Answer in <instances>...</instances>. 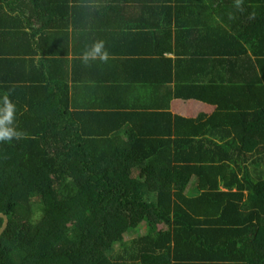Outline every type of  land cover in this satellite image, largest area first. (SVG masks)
Returning a JSON list of instances; mask_svg holds the SVG:
<instances>
[{
    "label": "trees",
    "instance_id": "1",
    "mask_svg": "<svg viewBox=\"0 0 264 264\" xmlns=\"http://www.w3.org/2000/svg\"><path fill=\"white\" fill-rule=\"evenodd\" d=\"M198 7L227 15L205 25L208 39L228 69L255 75L240 77L237 91L224 85L230 103L197 88L191 100L214 115L152 114L144 130L136 115L125 131L106 129L105 117L73 113L57 85L16 79L14 65L32 76L28 61L0 51V72L10 74L0 79V137H11L0 139V264H264V0H179ZM12 40L0 32V42ZM157 122L167 132L152 130Z\"/></svg>",
    "mask_w": 264,
    "mask_h": 264
},
{
    "label": "crops",
    "instance_id": "2",
    "mask_svg": "<svg viewBox=\"0 0 264 264\" xmlns=\"http://www.w3.org/2000/svg\"><path fill=\"white\" fill-rule=\"evenodd\" d=\"M165 2L166 9L162 0H0V13L4 10L8 19L1 21L0 32L17 38L1 41L0 51L10 52L6 59L28 61L32 76H23L14 65L16 79L43 84L48 80L63 92V104L73 113L89 119L105 117L106 129L122 125L125 131L136 124L128 121L136 115L145 118L136 124L143 130L152 114L214 115L215 107L191 100L200 94L197 88L207 87L200 94L205 99L230 103L223 100L224 85L232 81L237 91L240 77L251 80L255 75L243 65L228 69L229 64L222 62L225 56L208 39L205 25L210 27L226 14L199 7L195 12L180 9L179 0ZM179 26H188L190 32ZM19 34L26 35L30 44L18 42ZM9 75L0 72V79ZM182 88L185 97L179 98L177 90ZM5 97L0 94V103ZM234 99L231 102L239 105L246 101ZM163 126L157 122L152 130L167 132ZM242 206L238 210H244ZM242 215L241 229L248 224V215Z\"/></svg>",
    "mask_w": 264,
    "mask_h": 264
},
{
    "label": "water",
    "instance_id": "3",
    "mask_svg": "<svg viewBox=\"0 0 264 264\" xmlns=\"http://www.w3.org/2000/svg\"><path fill=\"white\" fill-rule=\"evenodd\" d=\"M0 219L2 220V226L0 228V237L2 236V234L4 233V231L6 230L7 226H8V219L4 214H0Z\"/></svg>",
    "mask_w": 264,
    "mask_h": 264
},
{
    "label": "clouds",
    "instance_id": "4",
    "mask_svg": "<svg viewBox=\"0 0 264 264\" xmlns=\"http://www.w3.org/2000/svg\"><path fill=\"white\" fill-rule=\"evenodd\" d=\"M97 51H98V49H97ZM0 139H11V137L10 136H2V137H0Z\"/></svg>",
    "mask_w": 264,
    "mask_h": 264
},
{
    "label": "rangeland",
    "instance_id": "5",
    "mask_svg": "<svg viewBox=\"0 0 264 264\" xmlns=\"http://www.w3.org/2000/svg\"><path fill=\"white\" fill-rule=\"evenodd\" d=\"M132 232H138V230H136V231H132ZM126 237H127V235H126Z\"/></svg>",
    "mask_w": 264,
    "mask_h": 264
}]
</instances>
